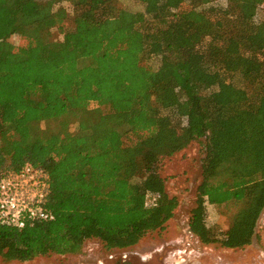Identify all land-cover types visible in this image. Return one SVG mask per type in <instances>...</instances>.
<instances>
[{
	"label": "trees",
	"instance_id": "obj_1",
	"mask_svg": "<svg viewBox=\"0 0 264 264\" xmlns=\"http://www.w3.org/2000/svg\"><path fill=\"white\" fill-rule=\"evenodd\" d=\"M136 1L143 11L0 0V180L27 164L46 171L55 215L22 230L0 223L3 258L77 254L92 239L123 250L164 229L179 201L160 169L195 142L204 156L191 232L232 250L253 242L264 212V0ZM49 120L57 131L43 129ZM208 204L240 205L222 234L206 224Z\"/></svg>",
	"mask_w": 264,
	"mask_h": 264
},
{
	"label": "rangeland",
	"instance_id": "obj_2",
	"mask_svg": "<svg viewBox=\"0 0 264 264\" xmlns=\"http://www.w3.org/2000/svg\"><path fill=\"white\" fill-rule=\"evenodd\" d=\"M127 10L143 11V6L136 0H119ZM72 24V3L64 2ZM259 20L264 21V8L258 12ZM123 20L128 21L130 15L123 13ZM120 21L107 24L110 31L118 27ZM51 38L54 41L62 39L59 30L53 29ZM13 44H19L21 37L10 38ZM97 109V105H92ZM175 122L180 123L176 111H171ZM59 128L57 120L43 123L46 132H55ZM72 131L77 127L73 125ZM204 147L199 143H191L186 149L167 158L160 169V175L165 180L166 191L178 199L179 205L175 215L164 229L149 232L137 245L119 250H108L98 239L86 241L80 253L70 255L50 254L39 256L33 260L20 262L7 260L0 255V264H264V212L258 221L256 236L253 242L242 249H227L220 244L205 245L190 230V218L197 207L198 186L202 180V161ZM153 203L149 197V205ZM240 205H207L206 224L216 233L225 232L232 222ZM186 259L185 261H183Z\"/></svg>",
	"mask_w": 264,
	"mask_h": 264
},
{
	"label": "built area",
	"instance_id": "obj_3",
	"mask_svg": "<svg viewBox=\"0 0 264 264\" xmlns=\"http://www.w3.org/2000/svg\"><path fill=\"white\" fill-rule=\"evenodd\" d=\"M50 191L49 174L31 164L2 178L0 223L22 230L37 222L53 221L55 215L47 208Z\"/></svg>",
	"mask_w": 264,
	"mask_h": 264
},
{
	"label": "flooded vegetation",
	"instance_id": "obj_4",
	"mask_svg": "<svg viewBox=\"0 0 264 264\" xmlns=\"http://www.w3.org/2000/svg\"><path fill=\"white\" fill-rule=\"evenodd\" d=\"M186 259H184L183 261H185Z\"/></svg>",
	"mask_w": 264,
	"mask_h": 264
}]
</instances>
